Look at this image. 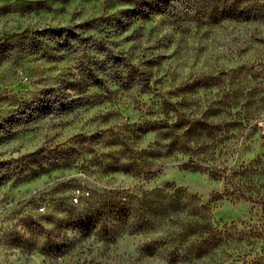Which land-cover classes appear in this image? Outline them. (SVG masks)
Wrapping results in <instances>:
<instances>
[{
    "label": "rangeland",
    "instance_id": "1",
    "mask_svg": "<svg viewBox=\"0 0 264 264\" xmlns=\"http://www.w3.org/2000/svg\"><path fill=\"white\" fill-rule=\"evenodd\" d=\"M66 24L76 25L78 47L46 32ZM105 48L139 72L132 83L121 84ZM55 95L72 107L45 108ZM234 111L251 119L235 137L221 127L211 144L208 126L182 135L184 125L167 146L175 135L167 125L221 122ZM157 120L145 133L131 126ZM144 147L157 155L137 153ZM195 150L236 169L264 160V23L207 22L160 12L152 0H0V264H264V163L251 164L255 183L237 198L183 164ZM131 164L150 172L122 170ZM166 182L209 211L219 241L206 256L147 255L142 246L160 230L122 225L108 198Z\"/></svg>",
    "mask_w": 264,
    "mask_h": 264
},
{
    "label": "trees",
    "instance_id": "2",
    "mask_svg": "<svg viewBox=\"0 0 264 264\" xmlns=\"http://www.w3.org/2000/svg\"><path fill=\"white\" fill-rule=\"evenodd\" d=\"M156 9L160 12L174 11L175 13L184 12L185 14L192 12L193 16H205L207 22L217 23L221 20L235 21H258L264 23V0H152ZM143 2V1H142ZM150 7L149 3H143L140 10L145 12ZM200 19V18H198ZM86 23H83L85 25ZM76 25L66 24L49 27L46 32L58 41L61 46L78 47L82 37L75 31ZM107 59L111 61L112 68L115 74L120 78L123 85H129L136 79L139 72L129 67V61L123 54H117L110 49L105 48ZM82 68V69H81ZM82 77L90 78L92 75H85V66L79 67ZM141 73V72H140ZM61 93V92H60ZM72 101L61 96H53V101H47L45 108L69 109L72 107ZM49 104V105H48ZM238 101H230L229 107L231 110L237 107ZM236 111L230 112V117L225 121L206 122L204 120H191L185 122H173L167 125L169 131L173 135L167 144L170 148L176 146L178 133H175V128H185L181 131L189 133L190 128L198 126L204 128L208 126L212 129L209 138L211 144L219 137L216 136L213 130H219L221 127H227L229 137L236 136V132L246 127L250 123V117L237 116ZM160 121H153L151 125L147 123H133L131 126L138 132L145 133L149 130H156ZM160 127V126H159ZM196 139L202 135L196 130ZM209 141H202L199 147L207 145ZM198 142V140H197ZM199 143V142H198ZM188 148H183V152L190 149L189 143H186ZM172 146V147H171ZM180 147H178L179 149ZM198 148V147H197ZM141 148L137 153H147L149 155H157L151 149ZM191 151L187 162L183 164L193 169L207 171L211 177L220 180L223 183L225 195H233L235 197H244V185L250 186L255 183L251 178V173L254 174L255 167L253 165L262 164V159L256 157L251 160L250 165L243 167L240 165L237 169L234 166L225 167V160L219 163L209 165V158L215 156V152L202 153V151ZM220 152V150H219ZM193 155L197 156L193 159ZM262 157V156H261ZM129 166V165H128ZM132 166V167H131ZM250 167V169L248 168ZM133 168V169H132ZM123 171H132L139 176L150 172V168L140 166L138 164L123 167ZM261 185V184H260ZM247 188H250L247 186ZM251 190V189H249ZM137 192H129L125 189L115 188L110 191L108 198L116 207L114 212L122 213V225H126L133 230L149 228L152 230H160V234L151 237L147 243L142 246V250L147 255H160L168 262L175 261H191L197 257L206 256L211 248H213L219 238V233L214 229L209 211L201 204L198 197L190 193L186 188L176 185L174 182H166L164 185L154 187L150 190H139ZM156 246V247H155Z\"/></svg>",
    "mask_w": 264,
    "mask_h": 264
},
{
    "label": "built area",
    "instance_id": "3",
    "mask_svg": "<svg viewBox=\"0 0 264 264\" xmlns=\"http://www.w3.org/2000/svg\"><path fill=\"white\" fill-rule=\"evenodd\" d=\"M77 192H78V193H81L80 190H77ZM86 193H87V192H86ZM73 200H74L75 202H77V201H78V196H74V197H73Z\"/></svg>",
    "mask_w": 264,
    "mask_h": 264
}]
</instances>
